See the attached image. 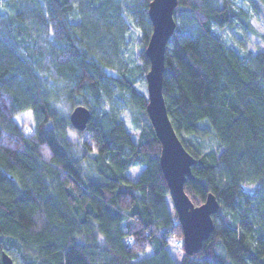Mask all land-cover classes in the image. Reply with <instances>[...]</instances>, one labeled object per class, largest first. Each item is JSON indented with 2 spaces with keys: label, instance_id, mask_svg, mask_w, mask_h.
<instances>
[{
  "label": "trees",
  "instance_id": "trees-1",
  "mask_svg": "<svg viewBox=\"0 0 264 264\" xmlns=\"http://www.w3.org/2000/svg\"><path fill=\"white\" fill-rule=\"evenodd\" d=\"M150 1L0 0V253L16 264H264V50L244 40L264 0H177L173 12L162 93L195 158L184 190L219 203L193 254L138 82ZM78 104L84 130L68 117ZM27 110L30 128L15 120Z\"/></svg>",
  "mask_w": 264,
  "mask_h": 264
},
{
  "label": "water",
  "instance_id": "water-1",
  "mask_svg": "<svg viewBox=\"0 0 264 264\" xmlns=\"http://www.w3.org/2000/svg\"><path fill=\"white\" fill-rule=\"evenodd\" d=\"M177 0H151L147 14L152 31L144 52L149 59L145 73L146 112L160 141L159 164L169 188V197L182 228V243L187 254L196 253L213 230L212 215L219 209L216 196L208 192L202 203L195 205L184 190L187 179H193L191 171L195 158L185 149L167 113L162 93L164 56L167 42L175 29L173 16ZM90 110L78 104L71 108L68 117L72 126L84 130L90 118ZM0 264H16L5 251L0 253Z\"/></svg>",
  "mask_w": 264,
  "mask_h": 264
},
{
  "label": "rangeland",
  "instance_id": "rangeland-1",
  "mask_svg": "<svg viewBox=\"0 0 264 264\" xmlns=\"http://www.w3.org/2000/svg\"><path fill=\"white\" fill-rule=\"evenodd\" d=\"M252 24L256 28L257 34H251V33L245 34L244 40L246 42V46L252 52H256L258 50H264V24L257 18L252 19ZM220 34L221 36H223L224 35L223 31H221ZM138 82L139 84H145V89H146L145 77H144V80L141 78L139 79ZM132 110L137 112L136 107H133ZM120 116L122 120L125 122L126 126L130 130H133V120H132V115L129 112V110L121 111ZM15 120L19 125L27 127V128L28 127L30 128L33 125L32 114L29 110L16 114ZM213 145H214V141L211 140L210 142H208V144H206V147H210ZM141 169H142V166L133 167L128 171V175L132 178H136ZM169 204L172 205L170 200H169ZM168 250L175 260L178 261L180 259L181 254H182V251L180 248L178 249L171 245V246H168ZM148 254H150V251L147 252V255Z\"/></svg>",
  "mask_w": 264,
  "mask_h": 264
},
{
  "label": "built area",
  "instance_id": "built-area-1",
  "mask_svg": "<svg viewBox=\"0 0 264 264\" xmlns=\"http://www.w3.org/2000/svg\"><path fill=\"white\" fill-rule=\"evenodd\" d=\"M174 244H176V245H177V244H178V243H177V241H175V242H174Z\"/></svg>",
  "mask_w": 264,
  "mask_h": 264
}]
</instances>
